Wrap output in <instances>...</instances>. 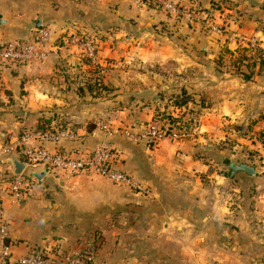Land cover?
Listing matches in <instances>:
<instances>
[{
    "label": "crops",
    "instance_id": "crops-1",
    "mask_svg": "<svg viewBox=\"0 0 264 264\" xmlns=\"http://www.w3.org/2000/svg\"><path fill=\"white\" fill-rule=\"evenodd\" d=\"M194 1L197 21L188 23L139 0H0V42L29 38L39 18L51 26L57 44L79 29L100 36L97 66L73 44L45 60L0 64V146L16 148L26 131L62 126L74 137L49 142L51 151H89L108 140L122 154L119 168L148 187V194H141L95 173L56 176L42 165L31 166L34 173H46L43 179L21 205L5 197L16 258L34 246L83 249L78 235L71 234L72 224L122 204L127 218L93 239L101 244L96 264H264L263 187L252 194V209L236 193L247 182L262 185L264 160L258 163L257 151L247 154L254 149L244 146L246 134L232 132L244 125L248 137L258 139L264 129V67L254 55L249 64L217 68L220 55L238 54L225 52L224 37L210 32L206 16L218 11L211 0ZM239 4V22L258 35L264 0ZM217 16V22L229 19L221 12ZM200 70L214 80L199 79ZM181 96L186 102L174 104ZM161 111L175 120L189 117L184 138L148 148L102 129L112 114L114 125L138 131ZM13 158L26 162L14 150L0 158L1 174L11 176ZM230 161L253 165L257 173L238 170L229 176ZM223 183L235 191L233 207L232 197L216 191ZM87 225L96 228L99 222L89 219Z\"/></svg>",
    "mask_w": 264,
    "mask_h": 264
},
{
    "label": "built area",
    "instance_id": "built-area-1",
    "mask_svg": "<svg viewBox=\"0 0 264 264\" xmlns=\"http://www.w3.org/2000/svg\"><path fill=\"white\" fill-rule=\"evenodd\" d=\"M142 4L173 15L183 16L188 23L197 21L198 5L194 0H139ZM197 11V12H196ZM207 15V14H206ZM208 28L224 37L225 45L233 50H255L258 37L233 29L227 32V23H216L210 15L205 19ZM87 29H79L66 34L54 43L53 31L49 24L33 28L29 38L0 42V64L19 65L29 63L34 59L45 60L50 53L62 49L69 44L77 46L80 56L89 65L97 66L99 57V34L89 33ZM234 46V47H233ZM113 115L110 114L102 124V129L108 136L125 135L137 142H144L148 148H156L164 140H180L187 135V130L181 120L170 119L162 114H156L140 130L123 128L114 125ZM74 137L72 131L58 125H49L44 129L26 131L20 137L19 145L0 146V158L11 157L16 150L24 156L27 166L20 174L0 172V264H96L98 245L91 243L87 247L73 252H65L57 247L34 246L23 256H14L15 243L10 239V222L6 213L5 197L10 198L13 205H21L27 194L38 181L31 166L42 165L45 172L54 175L76 176L82 172L101 175L115 185L128 187L136 193L148 194L141 180L131 173L119 168L122 162L121 152L108 140H103L89 151L68 153L61 148L51 151L49 142L59 143L62 139Z\"/></svg>",
    "mask_w": 264,
    "mask_h": 264
},
{
    "label": "rangeland",
    "instance_id": "rangeland-1",
    "mask_svg": "<svg viewBox=\"0 0 264 264\" xmlns=\"http://www.w3.org/2000/svg\"><path fill=\"white\" fill-rule=\"evenodd\" d=\"M202 3L204 2V0H200ZM206 2V1H205ZM211 2L213 3V7L217 8L218 11H214L212 13H217L216 15L213 14L211 16V18L216 22V23H224V22H217L218 21V14L221 12L224 14L225 18H229L227 22V32H230L233 29H238L240 32L242 33H246L248 35L254 36V37H258V46L255 50H238V49H234L231 50L228 47H226L225 45V41H224V47L223 50L226 52H229V55L231 53H234V51L236 52L235 54H238L236 56V58L230 56H226V55H220V57H218L215 60V65L217 68L220 69H225V67H229V66H238L239 64H243V62L240 60L241 57H244L247 64L248 62H250L248 60V58L250 56H257L258 55V65L261 67H264V9L263 11L261 10V8H258V11L260 13H263L262 16L258 17V30H260V32H258V35H256L255 33H250L248 32V30H246L244 28V26H242V24L239 22V18L236 16L238 15L237 10L235 9L236 6H239V0H211ZM237 4V5H236ZM263 4V3H262ZM235 11L237 13H235ZM237 18V20H236ZM236 20V21H233ZM233 21V22H232ZM239 25V26H238ZM242 26V27H241ZM210 32H213L210 30ZM218 34V33H217ZM219 35V34H218ZM234 47V46H233ZM249 54V56L247 55ZM248 58H247V57ZM179 73V72H177ZM198 75V78H209V79H213L212 74L211 73H206L204 71H199L198 73H196ZM197 78V79H198ZM165 113V111H161V114ZM180 119V118H179ZM186 120H182L181 122L183 123V126H185L187 132H188V128L190 126V120L189 117L185 118ZM235 128H237L235 131L233 130L232 132H237V133H242V134H246V138H249L247 143H244L245 147H250L251 149L254 150H248L247 154H254L252 151H257V160L258 163H261V160H264V142H262L261 136L258 135V139L257 137L254 139L253 137L255 136L254 134H251L249 137V131L248 128H246L247 126H234ZM234 128V129H235ZM237 137V136H236ZM184 138V137H183ZM230 138H233L232 136ZM253 139V141H252ZM226 141H228L227 138H225ZM228 143H233L228 141ZM252 143H255L254 146L252 145ZM256 155V154H255ZM264 164V163H262ZM194 177V175L192 176ZM261 177H264L261 175ZM222 183V182H221ZM243 189L242 192H238L236 191V193H242L243 194V200L241 201V203L243 204L244 207L246 208H251L252 209V204L256 203L255 198L252 199L251 197L253 196L252 194H254V192L256 193L258 190H256V187H259V190H261V187H263L262 190H264V182H262V185L260 182H255V181H251V182H247L244 183L243 185ZM216 191L221 195L222 193H224L225 197L228 199V197H232L229 199L230 202H232L230 207H233V205H235L233 202H236V198L234 194L231 193H235V191L231 188L230 185H228V183H223L221 184V187L216 188ZM143 194V193H141ZM264 194V192H263ZM262 199H264L263 197H260V202L264 205V201H261ZM238 202V200H237ZM255 209V208H253ZM125 211L126 209H122V204H120V207H115L113 209H103L102 211L100 210L98 213L93 214L92 216H82L81 218H79V222L77 223V225L75 226L74 224H72V231L73 235L77 234L78 235V241L79 244L84 245V248L87 247V245H89L90 243L93 245V239L95 240L96 238H98V235H102L100 233H104L105 235H107L106 233V228H108L109 226H111L112 224H115L118 222V220H124L127 218V215H125ZM101 216V217H100ZM97 218V221L99 222V225L95 228L94 226H90L88 227L87 223L89 221V219H94ZM260 218L262 219V221H264V216H260ZM258 222V219H257ZM263 223V222H261ZM99 232V233H98ZM97 235V236H96ZM96 236V237H95ZM95 237V238H94ZM100 244V243H99ZM101 246V244L98 246L97 248V252H96V256L98 257V253H99V247ZM96 257V260H97ZM97 262V261H96Z\"/></svg>",
    "mask_w": 264,
    "mask_h": 264
},
{
    "label": "water",
    "instance_id": "water-1",
    "mask_svg": "<svg viewBox=\"0 0 264 264\" xmlns=\"http://www.w3.org/2000/svg\"><path fill=\"white\" fill-rule=\"evenodd\" d=\"M43 25L42 19L39 18L36 26H41ZM27 166V163L22 161L19 158H13L12 159V167H13V173L14 174H20L24 168ZM228 167L230 168L229 171V176H233L238 170H243L249 174H256L257 171L253 165H249L246 163H239L236 164L232 161L228 163ZM45 172H40V173H34V175L37 177V179L42 180L43 177L45 176Z\"/></svg>",
    "mask_w": 264,
    "mask_h": 264
},
{
    "label": "trees",
    "instance_id": "trees-1",
    "mask_svg": "<svg viewBox=\"0 0 264 264\" xmlns=\"http://www.w3.org/2000/svg\"><path fill=\"white\" fill-rule=\"evenodd\" d=\"M247 57V56H246ZM248 58V57H247ZM249 59V58H248ZM242 62H246V60H245V58L244 57H241V59H240ZM248 64H249V62H248ZM186 97H183V96H181V97H177L175 100H174V104H176V105H178V106H181L182 104H184L185 102H186ZM163 116L164 117H167V118H170L171 119V115H168V114H166V112H165V114H163ZM40 129H44L43 127L42 128H40ZM260 136H261V139H262V142H264V129L260 132Z\"/></svg>",
    "mask_w": 264,
    "mask_h": 264
}]
</instances>
